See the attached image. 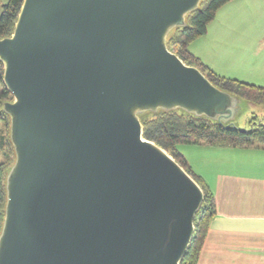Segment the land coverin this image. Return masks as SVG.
I'll list each match as a JSON object with an SVG mask.
<instances>
[{"label": "water", "instance_id": "water-1", "mask_svg": "<svg viewBox=\"0 0 264 264\" xmlns=\"http://www.w3.org/2000/svg\"><path fill=\"white\" fill-rule=\"evenodd\" d=\"M202 1L22 0L0 39L14 154L0 264L181 263L203 192L139 116L236 128L241 100L167 47Z\"/></svg>", "mask_w": 264, "mask_h": 264}, {"label": "trees", "instance_id": "trees-1", "mask_svg": "<svg viewBox=\"0 0 264 264\" xmlns=\"http://www.w3.org/2000/svg\"><path fill=\"white\" fill-rule=\"evenodd\" d=\"M232 0H203L197 11L186 19L184 28L175 29L169 36L167 47L184 65L197 69L214 87L251 105L261 106L264 113V88L253 84L228 79L214 73L200 59L192 55L188 46L206 34L207 25L215 18L216 12ZM22 0H7L1 6L0 39L9 37L13 31ZM2 65L0 63V230L4 215L6 173L13 164L14 154L8 136V117L2 112V104L12 100L1 84ZM142 137L165 151L201 188L203 201L195 215L194 232L188 249L180 264H198V257L208 231L209 223L215 216L213 196L193 175L185 159L176 146H206L209 148H246L258 146L264 149V124L250 118L251 132H242L227 124L204 117H196L181 111H158L139 116ZM258 144V145H255Z\"/></svg>", "mask_w": 264, "mask_h": 264}, {"label": "crops", "instance_id": "crops-1", "mask_svg": "<svg viewBox=\"0 0 264 264\" xmlns=\"http://www.w3.org/2000/svg\"><path fill=\"white\" fill-rule=\"evenodd\" d=\"M244 2L230 1L216 12L215 18L229 13L230 6ZM204 36L190 43L188 50L211 69ZM236 68L245 83H252L261 72L253 62L240 63ZM193 151L199 160L194 166L187 161V165L212 194L215 209L197 263L264 264V149L201 145L194 146Z\"/></svg>", "mask_w": 264, "mask_h": 264}, {"label": "rangeland", "instance_id": "rangeland-1", "mask_svg": "<svg viewBox=\"0 0 264 264\" xmlns=\"http://www.w3.org/2000/svg\"><path fill=\"white\" fill-rule=\"evenodd\" d=\"M6 3L7 0H0V12L1 6ZM236 4L241 5L230 6L229 13L214 18L207 25L204 39L208 43V53L211 55L209 64L218 75L243 81L244 77L240 75L236 66L240 63L242 65L253 62L254 66L260 67L261 72L249 84L264 88V0H245L244 3ZM253 117L264 124L262 107L241 100L231 123L240 131H248L250 129L248 121ZM176 148L190 166L198 162V155L195 150L193 151L194 146L179 144ZM190 171L194 175L191 169Z\"/></svg>", "mask_w": 264, "mask_h": 264}]
</instances>
